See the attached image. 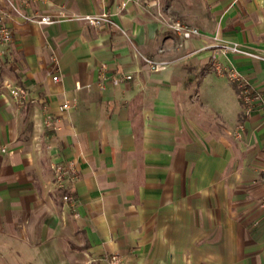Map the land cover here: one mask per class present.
<instances>
[{
	"label": "crops",
	"instance_id": "crops-1",
	"mask_svg": "<svg viewBox=\"0 0 264 264\" xmlns=\"http://www.w3.org/2000/svg\"><path fill=\"white\" fill-rule=\"evenodd\" d=\"M9 1L55 21L0 0L13 35L0 44V264H264V108L252 98L244 113L216 71L264 97V0ZM66 161L79 169L67 189L53 177Z\"/></svg>",
	"mask_w": 264,
	"mask_h": 264
},
{
	"label": "built area",
	"instance_id": "built-area-1",
	"mask_svg": "<svg viewBox=\"0 0 264 264\" xmlns=\"http://www.w3.org/2000/svg\"><path fill=\"white\" fill-rule=\"evenodd\" d=\"M5 1L8 2L10 9L12 10L13 13L19 15L26 21H32L38 25H49L55 21L54 17L47 15V14H41L37 16H28L24 14L22 11H20L19 9H17L9 0H5ZM125 6H126V2H122L120 4L121 9L124 8ZM1 16L2 15L0 14V44L9 45L13 41V35ZM79 18L95 26H101L103 23L109 22L108 15L106 13H103L100 15H86V16L79 17ZM168 27L175 35H177L181 39H190L194 36L199 35V30L196 27L190 26L179 20L169 21ZM219 46L222 47V49H228L233 52L238 51L237 47L235 46H227V45H219ZM141 57L143 58L144 62L149 66V68L153 71L161 70L167 66V62L155 61L143 55H141ZM216 70L218 71V73L220 72L219 67H217ZM99 71L103 74L106 71V66L104 64L100 65ZM228 76L232 81L238 84V87L241 90L242 100L249 107L252 104L251 103L252 98L256 99L257 95L253 93V90L247 83L243 82L240 79L237 73L230 71ZM122 78L125 80H128L132 78V75L125 74L122 76ZM52 79L56 81L57 76H53ZM75 88L80 89L81 88L80 83H76ZM10 95L14 99H16L19 103H22L25 99L24 90L18 87L11 88ZM68 108H69V104L66 102L63 103L61 106V110L63 111L67 110ZM55 122H56L55 118L48 117L46 121V126L51 127L53 129H57ZM78 171H79L78 166L74 161L57 162L53 165L54 183L59 188L67 189L70 187V185H72L73 180L76 179L78 175ZM63 200L67 202H71V203L74 202L73 197L69 194H65L63 196ZM261 206L264 208V196L261 199ZM109 264H122V263H121L120 258L117 257V255H111L109 258Z\"/></svg>",
	"mask_w": 264,
	"mask_h": 264
},
{
	"label": "rangeland",
	"instance_id": "rangeland-1",
	"mask_svg": "<svg viewBox=\"0 0 264 264\" xmlns=\"http://www.w3.org/2000/svg\"><path fill=\"white\" fill-rule=\"evenodd\" d=\"M144 2V1H143ZM142 2V3H143ZM157 16H161V15H159V14H157ZM55 20V19H54ZM221 45H227V44H221ZM228 46V45H227ZM233 46H235V47H237L236 45H233ZM219 47V49L221 50V51H228V49H222V47H220V46H218ZM237 49H238V51H235V53H237V54H242V55H248L249 53L247 52V51H244V50H241V49H239L238 47H237ZM230 51V50H229ZM257 58H259V59H261V60H263L264 61V56H260V55H258V57ZM159 62H162V61H159ZM217 68V67H216ZM219 70H220V72L219 73H224V74H226L227 76L229 75V72L231 71V72H235V73H237V75H239V77H240V79L243 81V82H245V83H247L248 84V82L246 81V79L242 76V75H240L237 71H234V70H228V71H223L220 67H219ZM217 71V70H216ZM217 73H218V71H217ZM229 77V76H228ZM230 81H232L231 79H230ZM232 82H234V81H232ZM240 92H241V90H240ZM240 96H241V93H240ZM241 98H242V96H241ZM256 100H259V104H260V106L262 107V109L264 108V97L262 96V95H260V94H257V98H256ZM241 104H242V111L244 112V113H249L250 111H252V104L248 107V105H246L245 103H244V101L242 100V102H241ZM263 196H264V194L258 199V206H259V208L264 212V208L261 206V199L263 198ZM112 255H117V257L118 258H120V260H121V263L122 264H124L123 263V261H122V258H121V256H119L118 254H112ZM110 256L111 255H107L105 258H106V261H107V263L109 264V258H110Z\"/></svg>",
	"mask_w": 264,
	"mask_h": 264
},
{
	"label": "trees",
	"instance_id": "trees-1",
	"mask_svg": "<svg viewBox=\"0 0 264 264\" xmlns=\"http://www.w3.org/2000/svg\"><path fill=\"white\" fill-rule=\"evenodd\" d=\"M233 84L237 87V89L240 91V88L238 87V84L236 82H233Z\"/></svg>",
	"mask_w": 264,
	"mask_h": 264
}]
</instances>
